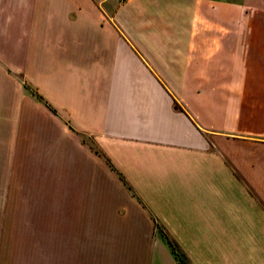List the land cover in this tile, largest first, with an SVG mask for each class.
I'll return each mask as SVG.
<instances>
[{"label":"crops","instance_id":"crops-1","mask_svg":"<svg viewBox=\"0 0 264 264\" xmlns=\"http://www.w3.org/2000/svg\"><path fill=\"white\" fill-rule=\"evenodd\" d=\"M0 189V264H264V0H0Z\"/></svg>","mask_w":264,"mask_h":264},{"label":"rangeland","instance_id":"rangeland-1","mask_svg":"<svg viewBox=\"0 0 264 264\" xmlns=\"http://www.w3.org/2000/svg\"><path fill=\"white\" fill-rule=\"evenodd\" d=\"M27 89L31 92L33 90L28 86ZM80 138L82 139L83 143L90 146L91 149H96L95 145L93 144L91 136L85 134V133H79ZM97 150V149H96ZM107 162V161H105ZM71 180H73V183L81 182L78 177H71ZM105 186L112 187L113 183L112 180L109 178V176H105L104 178ZM72 183H69V186H71ZM1 191V189H0ZM57 191V199L59 202L61 201H69V208L72 207L73 203H78L77 205H81L82 203H90L91 205L103 206V210L105 208V211H96L97 207L94 209H91L87 212L85 216L87 217H96L98 216V212L105 213L106 216H112L115 213V209L113 205L111 204V201L119 200L121 196L120 189H56ZM127 210L121 209L120 212H122V216L127 213ZM82 216V211L79 209H75L72 207V209L69 210V218H80ZM165 234V233H164ZM61 237V236H59ZM4 245H16L17 242H10L5 241L3 243ZM36 246H38V249H42V255L39 257H33V250L29 251L27 253V256L15 258V259H9L11 261H15V264H81V261L84 260L83 257H81V251L84 248L79 241H73L69 239V242L67 240H61L59 239L56 242L53 243H36ZM50 246V247H49ZM173 250L176 252L177 257L179 258L180 262L182 264H187V259L184 256V254L181 252L179 247L177 245H173ZM7 251V250H6ZM29 254V255H28ZM6 260V259H5ZM12 262V263H13Z\"/></svg>","mask_w":264,"mask_h":264},{"label":"trees","instance_id":"trees-1","mask_svg":"<svg viewBox=\"0 0 264 264\" xmlns=\"http://www.w3.org/2000/svg\"><path fill=\"white\" fill-rule=\"evenodd\" d=\"M168 241L172 245V247H173V245H175L174 242L170 238H168Z\"/></svg>","mask_w":264,"mask_h":264}]
</instances>
